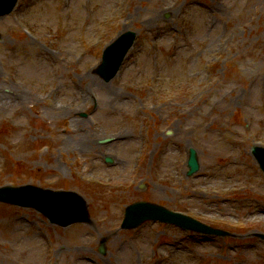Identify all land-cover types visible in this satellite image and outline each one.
<instances>
[{"label": "rangeland", "instance_id": "374dc122", "mask_svg": "<svg viewBox=\"0 0 264 264\" xmlns=\"http://www.w3.org/2000/svg\"><path fill=\"white\" fill-rule=\"evenodd\" d=\"M125 30L135 43L104 81L102 49ZM0 34V186L74 190L90 218L60 227L0 202V264H264L249 155L264 144V0H18ZM141 199L233 234L120 228Z\"/></svg>", "mask_w": 264, "mask_h": 264}, {"label": "water", "instance_id": "95a60500", "mask_svg": "<svg viewBox=\"0 0 264 264\" xmlns=\"http://www.w3.org/2000/svg\"><path fill=\"white\" fill-rule=\"evenodd\" d=\"M16 0H0V15H3L7 12H9L13 5L15 4ZM129 42L131 43L132 41V36L129 35ZM123 38L120 40L119 42V47L116 46L113 49H111L109 52L106 53V55H104L103 61L102 63L99 65L98 67V73L103 76L105 78V80H109L115 73L125 51L127 48V45H125L123 47L122 43H123ZM189 165H195V161H194V152L192 150V154H191V159L189 160ZM28 193H39L40 191L34 190V189H30L28 191H26ZM52 195V194H50ZM0 199L2 200H8L10 201L11 199H7V198H3L0 196ZM13 201V200H11ZM24 203V202H22ZM145 204H134L132 206H130L129 210H128V216H127V220L125 222V225H132L135 226L138 223H140L143 219L148 218V217H157L156 216V212L153 211V209L150 208H144L142 206H144ZM137 211V214L135 215L136 217L134 218V214ZM86 212L83 209V204L81 203L80 207H79V211H78V215L74 216L73 218H69L67 220H62V219H55L56 221L62 223V224H68L72 221H81L86 219ZM206 232H212V233H219L222 234L224 232L220 231V230H211L209 228H206V230H204Z\"/></svg>", "mask_w": 264, "mask_h": 264}, {"label": "bare ground", "instance_id": "6f19581e", "mask_svg": "<svg viewBox=\"0 0 264 264\" xmlns=\"http://www.w3.org/2000/svg\"><path fill=\"white\" fill-rule=\"evenodd\" d=\"M159 15H160V14H159ZM4 99H7V98H4L3 95H2V93L0 92V104H1V105H5V101H4ZM2 107H3V106H2ZM86 141H87V142H89V141L91 142V140H86ZM87 142H86V143H87ZM80 143H81V142H80ZM81 144H82L81 147H82V146H83V147L85 146V143H81Z\"/></svg>", "mask_w": 264, "mask_h": 264}]
</instances>
